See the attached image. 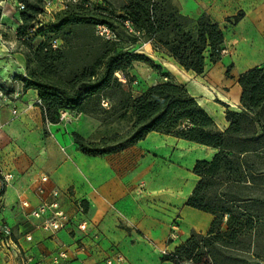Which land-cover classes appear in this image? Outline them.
Masks as SVG:
<instances>
[{
	"label": "trees",
	"instance_id": "trees-1",
	"mask_svg": "<svg viewBox=\"0 0 264 264\" xmlns=\"http://www.w3.org/2000/svg\"><path fill=\"white\" fill-rule=\"evenodd\" d=\"M17 1L24 6L18 11L22 22L18 37L26 60V75L17 80L23 92L38 93L44 123L59 124L61 113L72 111L105 126H118L113 134L95 141L73 133L84 155L119 153L152 132L218 151L211 162L195 164L193 172L200 180L186 203L214 216L208 232H193L172 253L177 258L167 255L163 260L264 264V64L240 75L242 110L227 111L230 125L221 132L188 90L171 79L138 97L129 88L134 83V63L154 66L144 55L131 52L140 42L151 43L155 51L199 76L208 61L218 63L225 50V34L209 15L185 16L173 0H129L120 8L111 3L92 8L86 1L69 0L65 9L55 13L54 23L39 30L35 21L43 12L44 0ZM243 17L240 12L227 22L235 26ZM99 27L114 38L101 35ZM41 34L43 40L50 35L52 40L34 46L33 39ZM54 42H59L57 48ZM0 89L4 91V84L0 83ZM107 100L111 105L104 107Z\"/></svg>",
	"mask_w": 264,
	"mask_h": 264
},
{
	"label": "crops",
	"instance_id": "crops-1",
	"mask_svg": "<svg viewBox=\"0 0 264 264\" xmlns=\"http://www.w3.org/2000/svg\"><path fill=\"white\" fill-rule=\"evenodd\" d=\"M173 2L185 16L196 19L207 14L219 24L225 34L224 48L228 55L232 44L240 45L234 51L233 59L242 57L243 67L236 72L234 61L233 71L227 74L221 62L212 64L208 61L204 74L199 76L184 70L162 52L166 63L174 69L160 75L151 69H143L144 65L136 62L132 76L137 77L138 70H144L145 77L138 78L150 84L146 89L169 79L183 85L214 119L217 130L224 132L230 125L227 111L242 110L240 75L264 63V0ZM240 12L244 13L241 21L226 30L227 20ZM147 46L153 50L151 43L145 44ZM20 56L24 58L22 54ZM20 72V76L26 75L25 58ZM14 106L24 109L27 114L23 115L24 120L36 126L44 125L35 90H22V96ZM64 112L73 120L70 124L48 125L50 135L34 150L37 163L23 169L26 175L19 169L22 161L19 152L13 149L14 152L8 154L6 146L2 147L0 135V168L3 174L14 176L3 197L0 222L12 227L15 242L35 258L36 264H53V256L60 251H66L68 255L61 264H106V260L117 252L124 255L127 264H173L163 260L164 252L172 254L191 238L193 232H208L214 216L186 203L200 180L193 172L195 164L211 162L218 152L216 149L152 132L146 139L119 153L89 157L78 150L72 134L78 133L95 141L111 135L106 132L110 126L86 114ZM20 138L24 142L28 140L25 134ZM36 172L40 173L35 176ZM42 175L49 178L48 193L55 188L62 192L59 199L62 209L75 216L78 223L87 221L86 231H80L72 224L51 235L36 228L39 221L25 218L20 203L24 200L32 207L39 205L41 197L36 186ZM24 184H27L25 189L20 191L19 187ZM77 200L87 204L84 215H76ZM174 227L177 228L176 238H172ZM27 234L32 235V241L26 240ZM81 247L85 249L82 251ZM0 264L19 262L6 252L0 253Z\"/></svg>",
	"mask_w": 264,
	"mask_h": 264
},
{
	"label": "rangeland",
	"instance_id": "rangeland-1",
	"mask_svg": "<svg viewBox=\"0 0 264 264\" xmlns=\"http://www.w3.org/2000/svg\"><path fill=\"white\" fill-rule=\"evenodd\" d=\"M68 1L69 0H44L42 4L40 5V7L43 9V12L37 17L35 21L38 24V29L41 30L42 28L50 27V25L54 23L55 13L65 9ZM81 1H86L87 3L90 4L92 8H94L96 5H107L108 3H111L116 8H120L129 2V0H81ZM23 4L27 7L25 3ZM16 5H17L16 0H0V10H1V14H0V83L4 84L5 92L4 91L3 92L4 94L6 93L5 95L7 97L6 99H4L3 97H0V135L2 137L1 139L2 147L5 148L6 146L7 148L6 152L8 154L14 152L13 149H16V151L19 152L21 156L20 160H22L19 164V169L23 170V169H26L27 165H31L34 167V165L37 163L36 161L37 155L36 153H34V150H37L39 147H41L44 144L45 139L48 138L50 133L48 130L49 124L44 123V125L42 126H38V125L36 126L34 125L33 122L29 123L28 120H24L23 115H25L26 112H23L24 110L23 108L21 109L18 108V115H15L13 113L14 103L16 102V100H18L22 96V90H23L22 83L19 80H17V78L20 77L21 75L20 73H22L20 72V69H22V63H24V58H25V57L23 58L22 56H20V54H22L21 50L24 49L23 47H21L20 45L21 40L18 37L19 28L22 26V22L20 20L21 16L19 15ZM6 11H7V16L4 17V13ZM224 28L228 30V28H231V26L229 23H226L224 24ZM42 36L43 35L41 34V37L37 36L36 38H34L32 41V44L34 46H38L43 41L49 42L52 40L51 35L47 36L46 39L44 40L42 39ZM145 44H148V43H144V42L138 43L131 49V52L137 55H144L145 57L150 59L153 65L157 68L147 63L140 62L141 64L144 65L143 69L144 68L151 69L153 72L158 73L160 75H163L164 73H168L167 72L168 69H174L173 67H171L170 64L166 63L167 59L162 54V51H155L154 48L152 50L148 46L145 47ZM239 47H240L239 44H232V48L230 49V55H228V53L226 52L227 50L226 48L222 53V57L219 62H221L222 65H225L227 74L233 71L234 61H236L237 63L236 72H238V70L243 67L242 64L244 60L241 59L242 57L238 58L237 60H235V58L233 59V56L235 55L234 51H237ZM232 52L233 54H231ZM224 56H225V60H223ZM259 63H262V61H260ZM263 64L264 63H262V65ZM138 73H139V76L131 79L132 82L137 80L138 84L133 85L132 83L129 87L134 97L140 96L143 93V91L150 85L145 80L139 81V78L145 77L144 70L139 69ZM105 103H108V107L111 105L110 101L108 100ZM19 110L21 111L20 114H19ZM262 115L264 119V111L262 112ZM65 116L66 117L64 121H60V123L64 122L65 124H70V122L73 119L67 116L66 114ZM77 116L78 115H76V118ZM117 129H118V126L116 125L110 126L106 132L108 134H113ZM120 129L123 130V126H121ZM21 134L22 135L25 134V137L28 140L27 141L25 140V142L21 140L20 138ZM67 135L68 134L66 133L65 136ZM9 165L10 163L8 164V166ZM183 166H185V163H183ZM36 173L37 174H34L35 176L38 175L40 172L39 173L36 172ZM22 174L26 175L27 174L26 170H23ZM26 185L27 184L20 186L19 190L20 191L24 190ZM175 225H178L177 222ZM176 230H173V231H176ZM206 233H204V235ZM257 251L258 250L255 249L254 252H257ZM166 253H163V256H167L168 254Z\"/></svg>",
	"mask_w": 264,
	"mask_h": 264
},
{
	"label": "built area",
	"instance_id": "built-area-1",
	"mask_svg": "<svg viewBox=\"0 0 264 264\" xmlns=\"http://www.w3.org/2000/svg\"><path fill=\"white\" fill-rule=\"evenodd\" d=\"M17 1V0H16ZM76 2V0H74ZM17 10L24 9V6L17 1ZM101 35L106 36L108 39H113L114 35L110 33L106 28L99 27ZM59 46V42H54L53 47L57 48ZM122 82L126 83V80L121 79ZM134 85H137L138 82L134 81ZM0 97L6 99V95L3 91L0 90ZM40 104V101H39ZM105 107H108V103L103 104ZM13 113L18 115L17 107H13ZM65 112L61 113V120L65 119ZM0 175H2L3 180L0 183V209L1 211L4 208L3 197L7 188L10 187L12 181L14 180V176L12 174H3L0 168ZM49 182V178L46 175L40 176L37 181L36 190L41 197V201L37 207H32L31 204L27 201L22 200L20 205L23 210L24 216L27 220H37L39 224L36 225V228H40L43 231L56 235L59 231L68 228V226L72 224H76L77 228L80 231H86L88 228L87 221H80L79 223L75 221V216H71L64 209H62L60 204V197L62 192L59 189H52L49 193L46 189V184ZM76 206V215H84L86 213V209L84 207L83 201L77 200L75 202ZM176 230V227H174ZM28 242L33 240L31 234H27L25 236ZM172 238H176V231H173ZM85 248L81 247L83 251ZM10 253L14 257L19 264H36L35 258L32 255H29L26 251H24L21 246H19L14 240V234L12 227H10L7 223L0 222V253ZM166 253V252H164ZM174 258H177L173 254L166 253ZM68 255L66 251H60L55 254L52 258L53 264H61L62 261L66 260ZM106 264H127V260L124 255L120 252L115 253L113 256L109 257L106 260Z\"/></svg>",
	"mask_w": 264,
	"mask_h": 264
},
{
	"label": "bare ground",
	"instance_id": "bare-ground-1",
	"mask_svg": "<svg viewBox=\"0 0 264 264\" xmlns=\"http://www.w3.org/2000/svg\"><path fill=\"white\" fill-rule=\"evenodd\" d=\"M7 16V11L4 13V17H6ZM166 65V64H165ZM172 67V66H171ZM123 79V78H122Z\"/></svg>",
	"mask_w": 264,
	"mask_h": 264
}]
</instances>
